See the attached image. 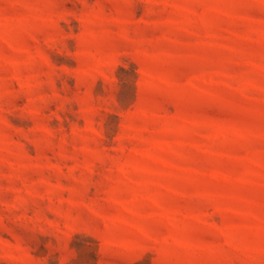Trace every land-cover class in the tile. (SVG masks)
Instances as JSON below:
<instances>
[{"label": "rangeland", "instance_id": "374dc122", "mask_svg": "<svg viewBox=\"0 0 264 264\" xmlns=\"http://www.w3.org/2000/svg\"><path fill=\"white\" fill-rule=\"evenodd\" d=\"M0 264H264V0H0Z\"/></svg>", "mask_w": 264, "mask_h": 264}]
</instances>
